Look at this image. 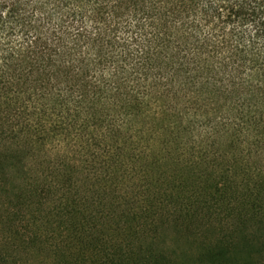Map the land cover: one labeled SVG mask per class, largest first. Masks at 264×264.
Wrapping results in <instances>:
<instances>
[{
    "label": "trees",
    "instance_id": "trees-1",
    "mask_svg": "<svg viewBox=\"0 0 264 264\" xmlns=\"http://www.w3.org/2000/svg\"><path fill=\"white\" fill-rule=\"evenodd\" d=\"M0 264H264V0H0Z\"/></svg>",
    "mask_w": 264,
    "mask_h": 264
}]
</instances>
